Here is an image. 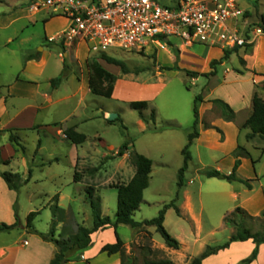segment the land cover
I'll return each instance as SVG.
<instances>
[{
    "label": "rangeland",
    "instance_id": "374dc122",
    "mask_svg": "<svg viewBox=\"0 0 264 264\" xmlns=\"http://www.w3.org/2000/svg\"><path fill=\"white\" fill-rule=\"evenodd\" d=\"M156 1L162 7L173 8L181 0ZM22 2L25 3L26 0H5V3L0 5V13H11L10 8L6 4H21ZM245 7L246 4L244 3L243 8ZM29 11L32 15L42 14L37 15L35 17L37 21L33 22L27 29H24L23 35L22 33L18 34L20 37L13 44L6 45L8 36L12 33L11 31L0 32V69L2 72L12 74L20 72L23 60L22 55L26 49V46L21 41L28 38L31 45L36 46L38 44L51 50V53H53L52 63L56 67L60 60L58 54L60 53L61 57L64 58L63 48L66 46V53H68L66 66L68 68L65 71V76L69 74L71 77L77 74L79 78L86 76L89 71L88 61L100 59V55L93 53L87 45H77L75 43L76 45L69 46L63 43L60 35L67 27L68 22L62 17H59V20L49 29L51 35L56 36V38L52 42L49 38L44 40L42 18L44 15L50 19L56 18L58 17L57 14L51 9L44 7L41 0H31ZM16 29H18V26L12 28L14 30L13 33L17 32ZM168 42L173 48L167 43H161L162 45L154 46L146 51H126L112 48L106 52L109 56L126 62L132 72L144 70L140 75H123L117 67L112 66L110 68L100 60L102 65L117 77L115 95L111 99L93 94L86 96L81 108L77 110L74 121L80 118L89 119L82 124L78 132L87 136V142L83 144L85 149L93 152V155L96 154L97 158L102 160L103 163H95L96 166L101 164L99 170L83 175L81 182L85 185L78 186L80 195H76L75 201L70 199L72 196L74 198L71 187L62 185L63 187L61 188V182L66 183L70 180L69 167L65 160H62L61 164H54L52 167L47 166L42 171L37 168L42 163L41 159L45 158L49 153L55 151L54 153L59 155L62 150L61 147L60 149H53L52 145L47 144L43 133L27 132L21 137L17 133L11 132V136L18 138L21 146L16 145L7 138L3 144L7 147L11 145L14 151L9 148L7 150L2 147L1 143L3 142L2 137L4 135L8 136L9 133L6 134L7 131L0 133V156L3 157L4 155L1 154L2 151H9L4 155V159L14 162L6 171L27 176V167L22 161V157L25 156L29 166L32 167L31 170L35 178L29 185L21 188L18 193L16 192L12 214L9 208L6 207V210L0 213V223H14V214L17 213L21 224L24 226L27 225L30 213L49 207L48 209H42L40 215L33 222L35 230L44 234L49 233L53 219L51 208L55 205V202L54 198L49 201L44 194L54 196L60 190H63L64 198L59 201V206L65 209L68 214L65 225L71 226L70 215H73L79 225L91 228L93 226L92 211L90 205L82 200V197H87L86 190L88 187L93 188L95 196L101 199L102 213L114 220L117 212L118 191L114 188H102L96 192L97 186L104 182L106 175L112 173V167L116 164V160H120L122 157L110 160H105V158L115 156L123 144L130 143V158L122 170L126 173V176L119 180L117 184L115 180H112L110 187L124 185L130 181L133 168H136L133 160L135 153L144 155L152 160L153 168L150 185L144 192V201L140 209L135 213L134 220L143 222L157 218L160 210L165 205L175 201L179 193L177 204L183 209L187 219L184 223L188 226H193L196 231H200L201 237L197 241L199 245L206 243L215 247L228 241L231 231L222 226V214L227 207L223 200H227L226 196L229 191L237 192L238 188L235 189L234 186L231 189L226 188L224 185H228L227 182L218 179H208L203 173L208 170H219L224 174L231 173L229 164L225 162L230 156L235 158L234 153H230L235 143V138L229 134V143L218 149H210L206 146L191 147L192 160L184 174L183 187L179 188V171L184 166L182 150L188 144V135L192 131L194 122V103L196 97L202 93L203 84L201 77L198 82L193 81L189 71H196L203 67L204 62L198 59L203 48L198 44L186 47L176 38H170ZM53 44L59 48L53 47ZM40 52L43 53V51ZM33 53L38 52L35 50ZM236 63V60L232 58V60L225 61L224 66H218L217 69L222 73L226 69H232ZM73 81L71 80L72 84L70 87L65 85L60 89V95L69 94L73 91L75 83ZM42 86H44V83H42ZM259 95L260 98L264 99V92ZM134 101L149 102V108L143 112L145 119L141 118L139 112L130 108L129 103ZM75 104H77L76 100H72L56 106L52 108L51 112L47 111L45 115L42 114L37 119V122H50L52 119L61 120L73 110ZM152 112L156 114L155 123L151 119ZM104 114L110 116V120L120 117L125 127L123 128L120 122L109 124L105 120ZM219 117V112L212 108L202 123L205 127L211 126ZM243 117V115L240 116V121L243 120ZM168 125H176L177 128L169 129L167 128ZM40 138L45 142V150L41 155L37 156L35 152L38 145L37 140ZM223 140L224 137H222L221 141ZM249 141L246 137H243L239 146L246 149L245 145ZM249 144L253 148L246 149V151L249 150L250 159L255 161V170L257 174H264V142L259 139H253ZM24 148L25 150H23ZM104 155H106L105 158ZM0 168L5 170L2 163H0ZM248 171H250V168ZM53 174H61L63 180L53 182L45 179V176ZM244 174L250 173L245 172ZM246 197L243 194L241 200H245ZM187 198L190 201H186ZM231 204L229 203L228 206H231ZM174 219H177L176 214L171 212L167 221L166 229L168 231H172L175 228L172 221ZM250 225L254 232L263 229L260 223H250ZM63 227L64 224H60L56 228V238H59ZM22 233V229H16L0 234V246H6L16 241L15 247L19 248L25 240L33 244L36 238L41 239L37 235V237L32 238L31 236L35 235L28 231L24 232V236H21ZM118 234L125 242L126 253L130 255L133 250L135 251L138 264H144L147 260L168 259L169 250L162 237L156 232L155 227H145L141 231H136L129 226L123 225L119 227ZM114 238L115 232L111 231L103 234L101 241L109 242L110 240V242H113ZM238 264L242 263L239 262Z\"/></svg>",
    "mask_w": 264,
    "mask_h": 264
},
{
    "label": "crops",
    "instance_id": "0c3cea01",
    "mask_svg": "<svg viewBox=\"0 0 264 264\" xmlns=\"http://www.w3.org/2000/svg\"><path fill=\"white\" fill-rule=\"evenodd\" d=\"M263 1L264 0H239V4L243 8V4L245 3L246 7L243 9L248 12L249 16L254 21H256L264 16ZM4 3L5 0H0V5H3ZM30 3L31 0H26L25 3L22 2L21 4H6L10 8L11 13H0V32H12L8 36L6 45H11L17 41L20 37L18 34L22 33L23 35L24 29H27L30 25H32L33 22L37 21L35 20L37 15L42 14H30ZM57 20H59V17L50 19L45 15L43 16L42 21L44 23V40L49 38L52 42V40L56 38V36L51 35L49 29ZM15 26H18V29H16V33H13L14 30H12V28ZM21 42H23V44L26 46V49L22 55L23 60L21 64V70H19L20 72H17L18 74L3 73L0 69V133L4 131H7L6 134L9 133L8 136L4 135L2 137V147L4 149L6 148L8 150L9 148L10 150L14 151L11 145H8L7 147L3 144L5 143V139L8 138L10 140L12 134L11 132L17 133L21 137L23 134H27V132H35L37 134L43 133L47 144L52 145L53 149H60L61 147L62 150L59 155L55 154V151L53 153H49L45 158L41 159L42 163L39 164L37 168L42 171L47 166L52 167L54 164H61L62 160H65L68 163L70 180L66 183L61 182V188L63 187L62 185L71 187L74 198L72 196L70 199L75 201L76 195H80L78 186L85 185L81 182V180L79 182L75 180V174L80 173L85 175L87 173H93L94 171L99 170L100 165L103 163L102 160L97 158L95 152V155H93V152L85 149L83 144H85L87 140L83 144L76 145L69 141L64 135V131L69 128H75L78 132L82 124L89 120L86 118H80L74 121L77 110L81 108L86 96L92 94L89 89V71L86 76H82L81 78H79L77 74L74 77H71L69 74L70 76H65L60 82L55 83L53 86V81L60 77L63 73L64 64H66L68 58L66 46L63 48L64 58L61 57L60 53L58 54L60 60L56 67L52 63L53 53H51L49 48L38 44L33 46L30 44L28 38L23 39ZM53 47L57 46L53 44ZM201 47L203 48V51L199 55L201 58L198 57V59H201L204 62V65L196 71H189V73L198 74L196 76L191 75L193 81L198 82L200 77L203 79L202 93L200 95L203 99V102L199 104V116L201 120V124L199 126L200 137L194 141L192 147L206 146L210 149L221 148L222 146H226L229 143L230 134L235 138V143L233 144V148L230 152L233 154L240 145L241 139L250 133V130L244 129L243 126L251 115L253 97L256 93L259 95L261 92H264V38L257 39L254 46L248 50L242 49L232 52V55L229 56L228 60H232V58L233 60H236L237 63L234 65V67L232 69H226L221 73V71L217 69V66L215 68L216 74L209 77L204 75L213 71L211 68L212 61L222 59L225 52L218 48H207L203 45H201ZM35 50L38 53H33ZM40 51H43V53ZM35 56L39 57V59L29 61L27 60L28 57ZM106 65L110 68L112 67L108 64ZM224 65L225 64L223 63L219 66ZM73 71H71V73H73ZM71 80H74L73 82L75 83L77 82V84L74 83L73 85V91L69 94L60 95V89L65 85L70 87L72 84ZM42 83H44V86H42ZM114 95L115 90L113 97ZM72 100H76L77 104H75L73 110L69 112V114L63 119H52L50 122L42 123L37 122V119L42 114L45 115L47 111L51 112L52 108ZM214 100H222L227 103L235 111L236 120L234 122H226L220 116L218 120L211 124L212 128L207 129L202 122L204 121L205 116L212 110V101ZM241 115L244 116L242 121H240ZM107 117H109V119H107ZM104 118L107 120V122L111 119L110 116H107V114H104ZM36 127H38V129H36ZM218 131H221V133ZM222 137H224L223 141H221ZM255 139L262 140L259 137L254 138V140ZM251 141L245 145L246 149L253 148L252 145L249 144ZM262 141L264 142V140ZM37 142L38 145L35 154L38 156L41 155L45 150V142L42 138L38 139ZM254 149L259 151L256 148ZM8 152L9 151L4 150L1 152V154L5 155ZM4 155L3 157L0 156V163L4 165L5 170L0 168V173L7 172L6 169L10 168L12 163H14L8 159H4ZM105 157L106 155H104V158ZM129 158L128 150L120 160H116V164L112 167V173L106 175L104 182L97 186L96 192L100 191L102 188H111L110 182L112 180H115L117 184L119 180L125 178L126 173H124L122 170ZM22 161L27 167L28 175H20L24 180H27L29 179V171L32 167L29 166L25 156L22 157ZM235 161L236 158L230 156L225 162L229 164L231 172L235 166ZM99 162L101 164L96 166L95 163L98 164ZM254 162L255 161L250 158H241V166L237 171L238 177L252 181L251 183L253 187L251 190L240 183H228V185H224L226 188L230 189L234 186V188H238V190L237 192L229 191V194L226 196L227 200H223V202L227 204V207L224 209L222 214L223 220L227 214L233 212L237 207L242 208L253 217L260 216L264 211V174H257ZM249 168L250 171H248ZM245 172L250 174L245 175ZM135 173L136 168H133L130 181L134 177ZM45 179L51 180L53 182L63 180L61 174L47 175L45 176ZM34 180L35 178L32 173L29 183L25 186L29 185ZM235 184H238L240 187H236L238 185ZM257 185L259 186L258 188ZM16 194V192L9 190L5 181L0 177V213H2L3 210H6L5 208L8 207L10 213L12 214L14 207L13 201ZM57 194L59 195V201L64 198L63 190H60L55 195ZM243 194L247 196L245 200H241ZM55 195L49 196L44 194V196L49 201H51ZM82 198L84 203L89 205L87 202V197ZM186 201H190L189 198H187ZM177 203L178 202H176V206L180 211V215L176 213L174 208H170L166 213L164 226L167 228L168 217L170 216L171 212H175L177 219L172 220L175 228H173L172 231H167L179 241L180 248L178 250H174L167 247L169 250L168 259L171 260L173 264H194L195 259H197L209 245L206 243L199 245L197 243L201 237L200 231H196L193 226H188L186 223H184L187 219L183 209L179 207ZM229 203H232L231 206H228ZM48 208H41L38 212L40 213L42 209ZM102 215L105 216L103 213ZM170 219L172 218L170 217ZM223 220L222 226L226 228ZM8 223L13 224V222ZM23 227V233L21 236H24V232H27L26 225ZM200 227L201 226L199 225V229L201 230ZM229 230L231 231L232 235L233 231L231 229ZM111 231H114V229L108 228L104 231L95 233L92 236V246L89 249L77 254L75 260L69 262L68 264H121L119 255L109 256L106 253L101 252V249L104 245L113 244L116 242V237L114 238L113 242H110V240L109 242L101 241V236ZM31 237L35 238L37 236L35 235ZM12 243L7 244L6 246H0V264H50L56 252V247L52 243L44 242L42 239L36 238L33 244L28 240H25L24 243L19 246V248L15 247L16 241ZM198 245L199 247L197 248ZM254 249L255 244L251 240L247 242H235L232 243L228 249L219 252L217 255L207 258L202 262V264L242 263L245 259L251 256ZM251 264H264V244L259 247L257 259Z\"/></svg>",
    "mask_w": 264,
    "mask_h": 264
},
{
    "label": "trees",
    "instance_id": "16d2710c",
    "mask_svg": "<svg viewBox=\"0 0 264 264\" xmlns=\"http://www.w3.org/2000/svg\"><path fill=\"white\" fill-rule=\"evenodd\" d=\"M97 1V0H91ZM264 23V16L261 17ZM171 48L173 46L167 41ZM238 51H229L224 53V57L220 60L212 61L211 68L213 71L204 76L209 77L216 74L215 68L219 65H222L225 61L229 59V56L232 55V52ZM39 57H28L27 60H38ZM104 63L117 67L123 75L136 74L140 75L144 70H137L132 72L128 67L126 62L109 56L107 54H100V59H92L88 61L89 69V89L91 93L95 96L111 99L115 90V83L117 77L108 71L101 63ZM244 63L243 61H241ZM67 69L66 64H64V70L60 77L53 81V84L60 82L65 77V71ZM190 75L196 76L197 73H189ZM264 91V86H263ZM203 102L201 96L196 97L194 103V122L192 126V131L188 135V144L182 150V155L184 156V166L179 171V182L178 186L181 189L183 187V177L185 172L189 168V163L192 160V155L190 148L192 147L194 141L200 137L199 126L200 116H199V104ZM213 108L219 112L221 118L226 122H234L236 120L235 111L224 101L214 100L212 101ZM130 108L139 112L141 118L145 119L143 112L149 108L148 101H134L129 104ZM152 121L155 123L156 114L152 112L151 115ZM116 122L122 123L123 121L120 117L115 118L114 120L108 121L109 124H115ZM167 128L174 129L177 128L176 125H168ZM205 128L210 129L211 126H206ZM244 129H249L250 133L246 135V139L252 140L256 137L264 140V100L259 97L256 93L252 100V112L246 123L243 126ZM221 133V131H218ZM64 135L71 141L73 144L80 145L86 142L87 137L84 134H81L76 131L75 128H69L64 131ZM10 141L14 142L16 145L21 146L18 141V138L11 136ZM130 143H125L121 146L119 151L113 157H106L105 160H110L118 157H123L126 152L129 150ZM25 150V148L23 149ZM236 158L235 166L230 174H224L218 170H208L204 171V176L208 179H218L225 181L227 183H240L245 185L248 189H252V181L245 180L237 175V171L241 166V158H250V155L246 149L241 146H238L234 152ZM134 165L136 167V173L132 180L124 185H117L111 188H114L118 191V203H117V212L115 219L112 220L110 217L102 215V205L101 199L95 196V190L88 187L87 192V202L90 205L93 217V226L91 228H86L79 225L73 215L71 217V228L65 225V220H67L68 214L67 211L59 206V195H55L54 202L55 205L52 206L53 219L51 222V228L49 233L44 234L40 233L33 227V222L39 212H32L28 216V221L26 225V230L33 234L39 236L44 242L52 243L56 247V252L51 260L50 264H68L75 260L77 254L89 249L92 246V236L99 232L104 231L108 228H113L115 232L116 242L113 244H106L102 247L101 252L106 253L109 256L119 255L121 264H138V258L135 256V251L133 250L130 255L126 253L125 243L120 238L118 234V228L120 225L129 226L133 230L141 231L145 227H155L156 232L162 237L166 246L168 248L178 250L180 248L179 241L174 238L165 228V217L166 213L170 208H174L176 213L180 215V211L176 206V202L179 199V193L176 196L175 201L165 205L162 210H160L157 218L152 220H146L143 222H137L134 220L135 213L140 209L141 204L144 201V192L149 188L153 162L151 159L145 157L144 155L135 153ZM8 164V162H7ZM33 171H29V179L24 180L20 174L17 173H0V177L5 181L9 190L14 192H19L23 186L29 183L30 178L32 177ZM83 177V174L76 173L75 180L79 182ZM224 225L226 228L231 229L232 235L230 239L219 246H208L206 250L194 261V264H202L207 258L217 255L219 252L228 249L232 243L235 242H247L253 241L255 244V249L253 250L251 256L245 259L242 264H251L253 263L258 256L259 247L264 244V211L258 217H253L249 215L245 210L240 207H237L233 212L227 214L224 218ZM250 223H260L262 225V230L254 232ZM64 224L62 231L59 234V238H56V228ZM20 218L17 213H15V222L13 224L0 223V234L8 233L16 229H23ZM141 250V249H140ZM74 258V259H73ZM144 264H173L169 259L161 260H147Z\"/></svg>",
    "mask_w": 264,
    "mask_h": 264
},
{
    "label": "built area",
    "instance_id": "2783aa9c",
    "mask_svg": "<svg viewBox=\"0 0 264 264\" xmlns=\"http://www.w3.org/2000/svg\"><path fill=\"white\" fill-rule=\"evenodd\" d=\"M41 2L68 22L63 43L87 45L99 55L112 48L146 51L170 38L229 52L248 50L264 38L262 19L254 21L239 0H181L173 8L156 0Z\"/></svg>",
    "mask_w": 264,
    "mask_h": 264
}]
</instances>
